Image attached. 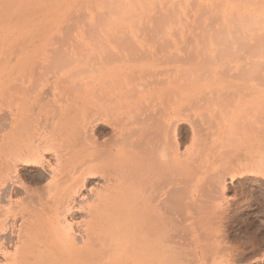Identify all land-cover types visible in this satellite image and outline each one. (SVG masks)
Wrapping results in <instances>:
<instances>
[{
    "label": "bare ground",
    "instance_id": "1",
    "mask_svg": "<svg viewBox=\"0 0 264 264\" xmlns=\"http://www.w3.org/2000/svg\"><path fill=\"white\" fill-rule=\"evenodd\" d=\"M29 2L0 0V264L262 261L260 237L225 246L201 223L200 203L224 184L220 168L201 180L215 154L197 155L203 134L180 150L179 104L133 106L109 69L95 81L91 71L52 70L45 36L14 49L29 39Z\"/></svg>",
    "mask_w": 264,
    "mask_h": 264
},
{
    "label": "rangeland",
    "instance_id": "2",
    "mask_svg": "<svg viewBox=\"0 0 264 264\" xmlns=\"http://www.w3.org/2000/svg\"><path fill=\"white\" fill-rule=\"evenodd\" d=\"M29 4L21 7L32 10L25 15L29 39H17L14 49L36 47L45 36L52 70L75 67L82 78L91 71L95 81V73L109 69L114 81L125 79L133 106L153 99L177 102L180 150L203 134L197 155L210 147L205 155L215 154L201 180L220 168L219 188L224 184L218 198L213 192L200 203L201 223L216 230L221 245L237 247L245 233L264 241V0ZM42 5L43 13L34 12ZM6 58L0 50V60ZM31 175L23 173L27 183ZM212 204L219 218L209 225Z\"/></svg>",
    "mask_w": 264,
    "mask_h": 264
}]
</instances>
